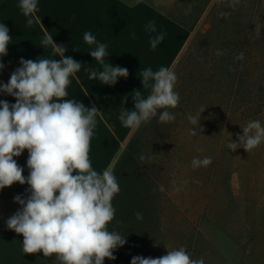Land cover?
Returning <instances> with one entry per match:
<instances>
[{
    "label": "rangeland",
    "instance_id": "1",
    "mask_svg": "<svg viewBox=\"0 0 264 264\" xmlns=\"http://www.w3.org/2000/svg\"><path fill=\"white\" fill-rule=\"evenodd\" d=\"M205 2L157 4L182 20L198 15L172 69L180 100L166 110L175 119L153 118L144 132L142 170L151 173L159 190L158 253L183 246L205 264H264V141L250 152L228 148L249 121L264 126V0H239L235 7L233 0H212L203 11ZM181 38L178 30L177 44ZM239 53L242 60L235 59ZM9 79L0 69V83ZM0 100L9 102L11 95L0 92ZM202 108L194 127L188 117ZM101 155L97 148L89 151V157ZM28 156L24 150L27 169ZM204 157L211 158L209 166H192L193 158ZM20 208L15 200L3 202L0 225Z\"/></svg>",
    "mask_w": 264,
    "mask_h": 264
},
{
    "label": "clouds",
    "instance_id": "2",
    "mask_svg": "<svg viewBox=\"0 0 264 264\" xmlns=\"http://www.w3.org/2000/svg\"><path fill=\"white\" fill-rule=\"evenodd\" d=\"M239 0H233L232 6ZM25 16L37 11V0H20ZM191 11V7L187 9ZM32 19L28 20L31 24ZM149 29L155 31V25ZM12 36L5 24H0V57L6 56ZM164 39L158 34L151 40L152 48ZM84 40L96 44L91 33L84 34ZM43 45L53 46V55L60 58H38L20 60L18 67L7 84L0 83V92L15 98L14 104L0 100V189L14 183H27L30 195L24 199L17 195L15 202L21 205L6 223L9 230L23 236L22 250L25 254L42 252L44 257H53L60 264H104L105 258L114 260L113 252L126 243L119 231H110L108 225L115 217L112 205L120 187L114 170L108 168L102 173L92 169L89 159L90 142L98 109L86 108L68 95L69 77L78 72L82 64L66 56L67 49L54 42L53 36L46 35ZM102 65L99 72L92 71L90 80L98 79L101 85H115L118 78H127V68L106 63V45L97 44L89 52ZM222 55V52H217ZM243 53L235 59L242 60ZM5 66L0 63V69ZM143 87H151L147 98L141 91L134 92V108L125 109L120 120L128 128L138 129L158 117V122L167 123L175 115L166 109L176 108L179 93L174 91L177 76L167 67L153 72L151 68L141 75ZM150 81L152 82L150 84ZM163 111H159L162 110ZM205 108L188 119L194 127ZM193 127V128H194ZM191 128L192 135H197ZM238 135L237 141L229 142L228 148L245 151L258 147L264 141V126L259 120L249 121ZM200 131H203L201 128ZM230 136V134H229ZM27 150L29 175L14 157ZM141 159H144L141 156ZM210 157L193 158L192 166L207 167ZM137 219L142 213L137 212ZM131 264H205L204 259H192L186 248L168 250L158 258L135 256Z\"/></svg>",
    "mask_w": 264,
    "mask_h": 264
},
{
    "label": "crops",
    "instance_id": "3",
    "mask_svg": "<svg viewBox=\"0 0 264 264\" xmlns=\"http://www.w3.org/2000/svg\"><path fill=\"white\" fill-rule=\"evenodd\" d=\"M157 4L161 5L160 0H37V11L25 16L20 0H0V24H5L12 36L7 55L0 57L9 77L21 67V58H60L53 55V46L42 44L46 35L67 49L66 56L82 64L69 77L65 99L99 110L90 150L97 148L102 155L89 157L98 173L114 167L136 130L125 127L120 114L134 108V92L141 91L142 98L151 93V87H143L140 79L143 71L151 68L155 72L161 67L172 70L191 37V32ZM150 24L155 25V31L149 29ZM178 30L182 38L177 44ZM85 33H91L97 43L89 45ZM158 34L164 39L152 48L151 40ZM99 43L106 45V63L128 69L127 78H118L115 85L89 79L90 72L102 70V65L88 54ZM5 201L0 199V206ZM6 227L0 225V229Z\"/></svg>",
    "mask_w": 264,
    "mask_h": 264
},
{
    "label": "trees",
    "instance_id": "4",
    "mask_svg": "<svg viewBox=\"0 0 264 264\" xmlns=\"http://www.w3.org/2000/svg\"><path fill=\"white\" fill-rule=\"evenodd\" d=\"M211 1L206 0L200 6L203 11V8H207ZM187 16L190 17L192 15L187 14ZM197 16H192L196 18L194 21L189 19V23L186 19L182 20L173 14H168L169 18L186 28L189 32L194 31L197 24ZM15 102V98L11 96L9 104H14ZM145 127L146 123H142L134 132L113 168L120 191L112 200L115 217L108 225V228L110 231L116 230L124 235L126 243L123 247H118L114 250L113 254L116 259L105 258L104 264H131V260L135 256L145 258L159 257L156 244L159 227V190L151 173L149 174L148 171L142 170V163L145 161V159H141V156H143ZM23 155L24 152L21 156L14 157V159L24 169L23 175L27 178L29 172L23 161ZM27 189H29L27 183L24 185L14 183L11 187L0 189V199L15 200L14 198L17 195L26 199L30 195V192L26 191ZM137 212L142 213V219H137L135 215ZM22 245V235L8 228L1 230L0 264H60V261L55 256L44 257L42 252L25 254L22 250Z\"/></svg>",
    "mask_w": 264,
    "mask_h": 264
}]
</instances>
